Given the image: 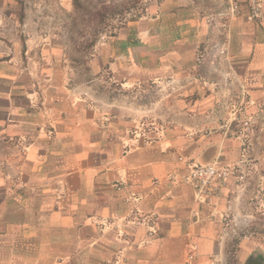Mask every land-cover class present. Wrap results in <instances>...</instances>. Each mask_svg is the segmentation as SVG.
<instances>
[{"label":"crops","instance_id":"0c3cea01","mask_svg":"<svg viewBox=\"0 0 264 264\" xmlns=\"http://www.w3.org/2000/svg\"><path fill=\"white\" fill-rule=\"evenodd\" d=\"M238 1L225 62L211 48L229 0H156L102 37L87 66L37 28L0 39V264H187L193 247L194 264H245L255 251L264 260V241L231 242L238 222L264 221V124L250 138L255 172L218 198L198 200L180 162H237L233 106L251 116L264 104V22L247 21L248 0ZM105 75L124 90L118 101ZM133 89L151 90L134 120L121 102Z\"/></svg>","mask_w":264,"mask_h":264},{"label":"rangeland","instance_id":"374dc122","mask_svg":"<svg viewBox=\"0 0 264 264\" xmlns=\"http://www.w3.org/2000/svg\"><path fill=\"white\" fill-rule=\"evenodd\" d=\"M155 1L79 0L75 3L73 0L67 10L59 4V0H0V39H8L10 35L20 37L25 35L29 39L37 28L36 32L40 35L52 34L58 37L60 45L65 50L67 62H74V65H79V67L87 66L88 60L93 58V46L101 41L102 37L116 35L129 20L145 15L151 3ZM210 16L212 15L205 18ZM29 20L34 21L35 28L31 27V31L25 32L26 27L23 26V22ZM220 33L221 39L217 42L218 44L224 38L222 32ZM217 43L213 44L212 50L215 49ZM102 81L106 86L104 93L106 96L110 93L118 101L119 95H124V90L113 79L110 80L109 75L102 77ZM101 93L103 96V90ZM150 94L151 90L147 91V94L140 90H129L126 100L123 97L121 100L122 114L132 120L136 115L138 118L141 117V112L144 111ZM139 125L147 128L151 126V123L144 121ZM255 220H246L231 242L240 245L241 241L245 240L264 241V221H261V224L260 221L255 223ZM238 251L239 248L236 252Z\"/></svg>","mask_w":264,"mask_h":264},{"label":"built area","instance_id":"2783aa9c","mask_svg":"<svg viewBox=\"0 0 264 264\" xmlns=\"http://www.w3.org/2000/svg\"><path fill=\"white\" fill-rule=\"evenodd\" d=\"M241 15V6L238 0H229L228 11L223 14L225 21L220 23V30L224 35L221 43L215 46V49L220 52V58L218 61H226L227 48H228V26L227 21L231 17ZM226 17V18H225ZM214 17L210 16L206 18L207 25H214ZM246 20L252 23L264 22V0H248V12L246 14ZM219 55V54H218ZM203 57L197 59L198 63L203 61ZM247 109L246 103L241 102L233 106V114L231 115V127L234 130V134L238 139L245 142L244 155L237 162L227 165H219L218 163H209L205 165H197L191 161L180 158V162L185 166V174L182 177L183 183L190 185L198 200L209 202L214 198H218L226 192L230 181L234 178L237 181L238 186H243L247 182L250 175L255 172L254 160L251 157L253 152V145L250 141L255 126L259 123L264 124V104L258 107L257 112L251 116H245V110ZM9 181L14 183L16 189H23L25 184L21 178H8ZM261 196L258 194V197ZM260 199L252 202L253 206L260 203ZM231 201L228 200V204ZM259 207V205H258ZM259 214L264 216V210L260 209ZM240 228L243 226V222H238ZM232 225L231 222H226L225 227L229 228ZM196 248H190L187 258V264H194L197 257Z\"/></svg>","mask_w":264,"mask_h":264},{"label":"water","instance_id":"95a60500","mask_svg":"<svg viewBox=\"0 0 264 264\" xmlns=\"http://www.w3.org/2000/svg\"><path fill=\"white\" fill-rule=\"evenodd\" d=\"M260 254L258 251H255L245 262V264H255V261L259 260L261 264H264V260H261L259 257Z\"/></svg>","mask_w":264,"mask_h":264},{"label":"trees","instance_id":"16d2710c","mask_svg":"<svg viewBox=\"0 0 264 264\" xmlns=\"http://www.w3.org/2000/svg\"><path fill=\"white\" fill-rule=\"evenodd\" d=\"M75 3L79 2V0H74Z\"/></svg>","mask_w":264,"mask_h":264}]
</instances>
